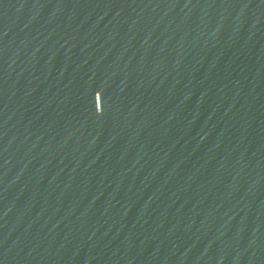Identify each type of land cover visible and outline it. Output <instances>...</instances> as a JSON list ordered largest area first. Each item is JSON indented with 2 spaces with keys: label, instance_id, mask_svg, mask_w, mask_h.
<instances>
[{
  "label": "water",
  "instance_id": "water-1",
  "mask_svg": "<svg viewBox=\"0 0 264 264\" xmlns=\"http://www.w3.org/2000/svg\"><path fill=\"white\" fill-rule=\"evenodd\" d=\"M66 264H264V0H23Z\"/></svg>",
  "mask_w": 264,
  "mask_h": 264
}]
</instances>
